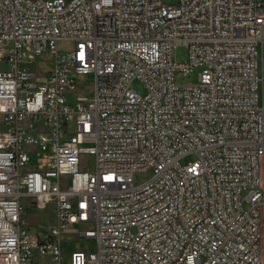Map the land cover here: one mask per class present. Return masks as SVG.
Returning a JSON list of instances; mask_svg holds the SVG:
<instances>
[{"label": "built area", "instance_id": "obj_1", "mask_svg": "<svg viewBox=\"0 0 264 264\" xmlns=\"http://www.w3.org/2000/svg\"><path fill=\"white\" fill-rule=\"evenodd\" d=\"M0 62V264H264V0H0Z\"/></svg>", "mask_w": 264, "mask_h": 264}, {"label": "rangeland", "instance_id": "obj_2", "mask_svg": "<svg viewBox=\"0 0 264 264\" xmlns=\"http://www.w3.org/2000/svg\"><path fill=\"white\" fill-rule=\"evenodd\" d=\"M177 0H164L166 4H174ZM61 48L68 47L69 45L66 43H59ZM187 57V48L185 45H178L175 48V58L178 60H184ZM29 68H33L38 70L41 73H45L48 69L51 68L52 65V57L49 52H43L38 54L36 59L33 62H27L26 64ZM0 66H4V63L0 62ZM198 69H194L192 73L189 75H182L179 74L176 77V80L179 83H186V82H196L197 78L196 75L198 73ZM90 78V77H89ZM87 84L90 83V80L86 82ZM131 87L138 91L139 93H143L144 89L142 85L138 81H133ZM194 159V154L189 153L180 158L181 163H187ZM93 157L88 154L82 155V162L81 168L85 169L88 168L91 170ZM35 162L34 157H31L29 165H33ZM29 211L25 215L24 209V216L23 219L26 222L31 223V230L36 231L38 228H48L53 225L54 223V214H55V206L53 202H50L46 205L43 209L38 208H28ZM81 249L83 251H93L94 250V242L90 239L79 238L77 235L74 234H67L63 237L62 241V256L64 262H67L70 257V253L73 250Z\"/></svg>", "mask_w": 264, "mask_h": 264}]
</instances>
